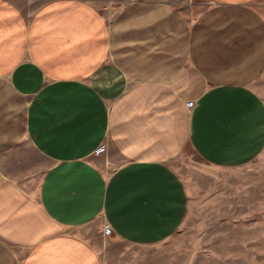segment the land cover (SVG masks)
Listing matches in <instances>:
<instances>
[{"label":"crops","instance_id":"obj_1","mask_svg":"<svg viewBox=\"0 0 264 264\" xmlns=\"http://www.w3.org/2000/svg\"><path fill=\"white\" fill-rule=\"evenodd\" d=\"M105 1L0 0V264H105L86 235L100 218L165 241L188 212L170 165L186 144L218 168L264 151L257 0L195 19L179 0H110L109 19Z\"/></svg>","mask_w":264,"mask_h":264},{"label":"rangeland","instance_id":"obj_2","mask_svg":"<svg viewBox=\"0 0 264 264\" xmlns=\"http://www.w3.org/2000/svg\"><path fill=\"white\" fill-rule=\"evenodd\" d=\"M204 0H179L190 19L204 7ZM256 7L264 15V0ZM106 0L111 19L119 8ZM255 89L264 99V73ZM188 108L192 101H187ZM107 169L121 161L113 154ZM188 189V212L182 226L168 239L150 246L117 238L103 218L89 229V240L105 264H264V151L252 162L234 168L206 163L186 144L171 160Z\"/></svg>","mask_w":264,"mask_h":264},{"label":"built area","instance_id":"obj_3","mask_svg":"<svg viewBox=\"0 0 264 264\" xmlns=\"http://www.w3.org/2000/svg\"><path fill=\"white\" fill-rule=\"evenodd\" d=\"M105 146H106V145H102V146L100 147V150H99V151H104V150L106 149Z\"/></svg>","mask_w":264,"mask_h":264}]
</instances>
